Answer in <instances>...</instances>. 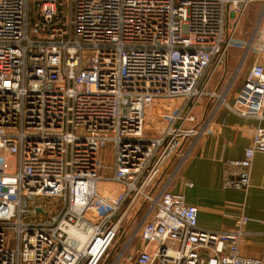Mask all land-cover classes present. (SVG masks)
Here are the masks:
<instances>
[{
  "label": "built area",
  "instance_id": "obj_1",
  "mask_svg": "<svg viewBox=\"0 0 264 264\" xmlns=\"http://www.w3.org/2000/svg\"><path fill=\"white\" fill-rule=\"evenodd\" d=\"M254 1L71 0L69 15L37 0L32 21L30 0H0V264H264L240 251L247 214L202 229L199 207L168 187L223 108L264 117V8L238 39ZM233 45L239 66L212 88ZM259 151L264 127L223 188L250 187Z\"/></svg>",
  "mask_w": 264,
  "mask_h": 264
},
{
  "label": "crops",
  "instance_id": "obj_2",
  "mask_svg": "<svg viewBox=\"0 0 264 264\" xmlns=\"http://www.w3.org/2000/svg\"><path fill=\"white\" fill-rule=\"evenodd\" d=\"M234 47H231L229 60H232ZM240 48L235 49V53H239L237 64L234 62L236 69L243 54ZM252 62L251 56L242 67L230 96L231 101L243 85ZM230 64L231 62L227 67ZM227 67L220 70L223 72L220 78L217 72L212 88L218 83L224 86L231 77L227 79ZM208 107V101L201 99L196 108L197 116L203 117ZM218 123L222 124H218L214 131L199 140L191 155L174 174L168 187L171 191L183 193L188 204L199 207L198 226L202 229L229 231L234 228L238 216L247 214L250 220L245 229L251 233V239L241 244L240 251L243 255L262 258L264 261V152L259 151L254 156L251 184L247 190L223 188L225 177L237 172L229 161L244 157L253 133L257 128L264 127V117H244L223 108L218 115ZM176 163L177 159H174L167 166L161 177V184L169 178ZM139 246L140 242H137L136 247Z\"/></svg>",
  "mask_w": 264,
  "mask_h": 264
},
{
  "label": "rangeland",
  "instance_id": "obj_3",
  "mask_svg": "<svg viewBox=\"0 0 264 264\" xmlns=\"http://www.w3.org/2000/svg\"><path fill=\"white\" fill-rule=\"evenodd\" d=\"M36 2H37V0H30V3H29L30 4L29 9H30L31 20L32 21H34L37 18ZM64 2H65V6H66V11L70 15L71 13H73V8H74L71 5V0H64ZM263 8H264V1L263 0H255L249 6V8L247 9L245 15L243 16L242 24H241V28H240V33L238 35L239 36L238 39H241L243 41L248 40V38H249L254 26L256 25L257 21L260 18V14H261V11H262ZM233 46H235L234 47L235 49L237 47H241V46H238V45H233ZM235 49H233V54H232V60L233 61L229 60V62H228V63L231 62V64L229 65V67H227L228 68V70H227V73H228L227 74V79L231 76V73H233L234 70L236 69V64H237L236 59L238 58L239 53L236 54L235 53V51H236ZM242 50H243V48H242ZM230 59H231V56H230ZM237 60H239V58ZM234 62H236V64H234ZM231 66H232V69L230 68ZM221 76H223V72L219 71L218 72V78H220ZM105 161H106V163L109 166L112 165V162H113V149H112L111 146H107L106 149H105ZM113 173H114L113 169L108 168L107 170L106 169L104 170L103 175L107 176V177H111V176H113ZM128 232H130V230L127 231V232H124V230L122 231V233L120 235L122 237L121 241L126 243V241L128 239L127 237L130 236V233H128ZM135 244H136V241L134 242L133 247L135 246ZM112 255L113 256L111 257L110 261L107 264H112V262H114L116 254H112Z\"/></svg>",
  "mask_w": 264,
  "mask_h": 264
}]
</instances>
